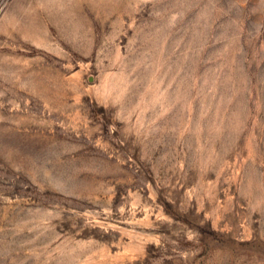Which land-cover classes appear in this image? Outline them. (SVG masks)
Wrapping results in <instances>:
<instances>
[{"label":"rangeland","instance_id":"1","mask_svg":"<svg viewBox=\"0 0 264 264\" xmlns=\"http://www.w3.org/2000/svg\"><path fill=\"white\" fill-rule=\"evenodd\" d=\"M0 264H264V0H0Z\"/></svg>","mask_w":264,"mask_h":264}]
</instances>
